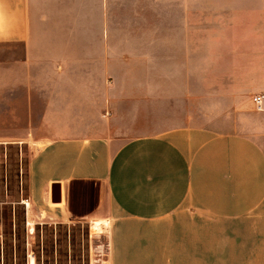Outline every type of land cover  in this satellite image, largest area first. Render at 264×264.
I'll return each mask as SVG.
<instances>
[{"label":"crops","instance_id":"obj_1","mask_svg":"<svg viewBox=\"0 0 264 264\" xmlns=\"http://www.w3.org/2000/svg\"><path fill=\"white\" fill-rule=\"evenodd\" d=\"M149 64L169 129L116 146L115 84ZM258 94L264 0H0V103L39 119L14 132L33 135L27 208L100 222L108 264H264Z\"/></svg>","mask_w":264,"mask_h":264},{"label":"rangeland","instance_id":"obj_2","mask_svg":"<svg viewBox=\"0 0 264 264\" xmlns=\"http://www.w3.org/2000/svg\"><path fill=\"white\" fill-rule=\"evenodd\" d=\"M154 66H130V78L115 84L116 121L110 127L108 121L113 116L111 109H106L102 120L107 118L108 124L101 134L111 136L116 146L139 134L169 129L160 123L172 120L171 102L160 103L161 108H166L161 113L155 89L164 91L170 86L165 85V80H157ZM20 107L0 103V264H108V238L101 226L90 228L88 224L78 223L57 227L46 220H35L30 214L25 199L31 144L23 139L33 135H14V132L38 125L39 119H32L30 123L19 119ZM41 108L42 104L37 103L38 114ZM29 220L32 224H28Z\"/></svg>","mask_w":264,"mask_h":264},{"label":"built area","instance_id":"obj_3","mask_svg":"<svg viewBox=\"0 0 264 264\" xmlns=\"http://www.w3.org/2000/svg\"><path fill=\"white\" fill-rule=\"evenodd\" d=\"M253 102L258 110L263 109L264 94H258L253 97ZM1 227V224H0Z\"/></svg>","mask_w":264,"mask_h":264},{"label":"water","instance_id":"obj_4","mask_svg":"<svg viewBox=\"0 0 264 264\" xmlns=\"http://www.w3.org/2000/svg\"><path fill=\"white\" fill-rule=\"evenodd\" d=\"M54 186H55V185H53V187H52L53 189H54ZM57 186H58V185H57ZM58 187H59V189H60V186H58ZM54 194H55V193H53L52 201H53V202H61V192L58 193V196H59L58 199H55V198H54V196H55Z\"/></svg>","mask_w":264,"mask_h":264},{"label":"bare ground","instance_id":"obj_5","mask_svg":"<svg viewBox=\"0 0 264 264\" xmlns=\"http://www.w3.org/2000/svg\"><path fill=\"white\" fill-rule=\"evenodd\" d=\"M100 225H101L100 222H96V221H95V222L93 223V226H94V227H97V228H98V226H100Z\"/></svg>","mask_w":264,"mask_h":264}]
</instances>
